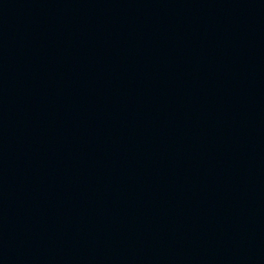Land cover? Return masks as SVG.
<instances>
[{"label":"water","instance_id":"95a60500","mask_svg":"<svg viewBox=\"0 0 264 264\" xmlns=\"http://www.w3.org/2000/svg\"><path fill=\"white\" fill-rule=\"evenodd\" d=\"M40 264H264V0H9Z\"/></svg>","mask_w":264,"mask_h":264}]
</instances>
